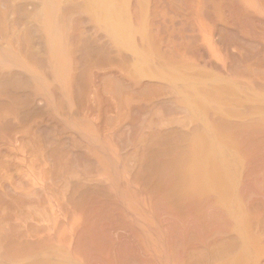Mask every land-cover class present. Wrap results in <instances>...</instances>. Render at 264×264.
I'll return each instance as SVG.
<instances>
[{
	"label": "bare ground",
	"instance_id": "bare-ground-1",
	"mask_svg": "<svg viewBox=\"0 0 264 264\" xmlns=\"http://www.w3.org/2000/svg\"><path fill=\"white\" fill-rule=\"evenodd\" d=\"M205 1L0 0V75L32 81L22 93L32 107L45 106L33 81L48 92L57 78L68 84L78 40L119 57L90 68L96 106L87 110L99 130L38 111L13 138L0 137V264L103 262L94 254L102 264H264V0H211L214 14ZM248 21L259 24L257 35L242 27ZM225 31L240 32L237 43ZM31 127H54V143L87 162L101 134H120L109 153L132 152L135 162L123 169L121 200L106 189L113 174L80 167L81 180L62 193L56 180L66 174L54 173ZM17 223L23 230L12 236Z\"/></svg>",
	"mask_w": 264,
	"mask_h": 264
},
{
	"label": "rangeland",
	"instance_id": "rangeland-1",
	"mask_svg": "<svg viewBox=\"0 0 264 264\" xmlns=\"http://www.w3.org/2000/svg\"><path fill=\"white\" fill-rule=\"evenodd\" d=\"M206 1H208V3H207V6H206V13H209V14H212L213 12H214V5L212 6V4H213V2L210 0H206ZM205 1V2H206ZM210 2H212V4L210 3ZM210 4V5H209ZM211 6V7H210ZM213 11V12H212ZM211 12V13H210ZM214 14V13H213ZM169 31H172V29H173V25L169 22ZM245 27L248 31H249V33L251 34L250 36H252V35H257L258 34V32L260 31V28H259V24H257L255 21H248V23H246V24H244V25H242V27ZM195 27V25L193 26V28ZM255 27H256V29H255ZM175 28V27H174ZM196 28V27H195ZM197 30V29H196ZM256 32V33H255ZM224 33V37L226 38V40H231L232 42H234V43H237V38H236V36H237V34L238 33H240V32H238V33H231V32H223ZM240 43H242V45H247V46H249L247 43H244V41L243 40H238ZM78 42H79V44L80 45H78V50H77V48H76V50H75V52H73V55H77V56H79L78 58L79 59H75V58H77V56L75 55V56H73V60H72V68H71V71H70V80H69V82H68V84L66 83L65 85L62 83V81H60L58 78L55 80V82L53 83V84H51L50 85V87L52 88V90H50L51 88H49V92H48V89L47 90H45V88H44V82L42 81V80H38L37 79V82H34L33 81V83L35 84V86L38 88L37 90V92L39 93V94H42L40 97L43 99V102H42V104H44L45 106H42L41 108H38V107H32V105L30 104V105H28V104H26V100H27V94H24V95H22V93L24 92V93H27V92H25V91H27V89H28V87H29V89L30 88H32L31 86H33V84H32V81H30V80H28V81H30V82H27V80H25L26 78H24V77H22V76H17L16 74H13V73H7L6 75L9 77H7L6 75L3 77V76H1L0 77V82H1V84H0V93H1V95H6V96H3V98H4V100L2 101V100H0V129H1V131L3 132H0V137L1 138H3V136H5V138H3L4 140H8V137H9V139H11V137L13 138V131H12V129L14 130H16L17 131V129L20 127L19 125H20V123H21V125L22 124H24V123H26L27 121V124H33L34 122H35V120L37 119V117L38 116H41V115H39V114H42L43 116L44 115H46L47 114V112L48 111H50V112H48L49 114V116L50 117H52L53 118V120L54 121H57L56 119H58V121L59 122H66L67 124H72V125H75V122H80V123H82V125L84 126V128H86V129H88V128H95L96 130H99V128H98V125H96L97 124V122L95 121L96 119H95V117L93 118V117H91V118H89V116H92V115H90L89 113V111H91V108L92 109H94L95 108V106H96V104H95V98H94V93L92 94V87H90L91 86V81H89V79L91 80V77H92V69H90V68H92V66H93V63L94 62H97V63H99V64H101V65H105V64H107V65H112V64H115V61L116 62H119V57L118 56H116L113 52H109V50H99L98 52H96V50L93 48V47H91V45H90V43H87L88 41H82V42H80L79 40H78ZM87 44V45H86ZM84 49V50H83ZM235 49V48H234ZM236 50V49H235ZM78 51V52H77ZM81 51V52H80ZM91 53H90V52ZM105 51V52H104ZM80 52V53H79ZM83 52V53H82ZM103 52V53H102ZM75 53V54H74ZM97 53V54H96ZM99 53V54H98ZM111 53H112V55H111ZM79 54H81V55H79ZM88 54V55H87ZM90 54V55H89ZM87 55V57H85ZM101 55V56H100ZM103 55V56H102ZM109 55V56H108ZM113 55H114V57H113ZM108 56V57H107ZM81 57H82V59H81ZM107 57V58H106ZM92 58V59H91ZM98 58H100V59H98ZM91 59V60H90ZM112 59V60H111ZM115 59H118V60H115ZM122 61H124L122 58H120ZM82 62H81V61ZM100 60V61H99ZM109 60H111V61H114V62H112V64H111V62L109 61ZM90 61V62H89ZM76 62H78L77 63V66H76ZM79 62H81V63H79ZM87 62V63H86ZM90 64H89V63ZM75 64V65H74ZM86 65H89V66H86ZM89 68V69H88ZM78 70V71H77ZM76 71V72H75ZM79 71H81L79 74H81V75H79L78 74V72ZM82 71H84L85 72V74H84V72H82ZM90 73H89V72ZM88 73V74H87ZM9 74V75H8ZM77 74L80 76H77ZM83 74V75H82ZM73 75H75V76H73ZM85 75H86V77H87V79H86V77H85ZM90 77H89V76ZM84 77V79L82 78V77ZM10 77H12V78H10ZM76 77V78H75ZM77 77L79 78V80L77 79ZM109 77V78H108ZM108 77H106L108 80H110V76H108ZM7 78V79H6ZM73 78V79H72ZM3 79V80H2ZM5 79V80H4ZM9 79H11V80H13L14 82H12V81H10ZM15 79H18V80H15ZM75 79V80H74ZM106 79V80H107ZM81 80V82L79 83V81ZM84 80H85V82H84ZM5 83H4V82ZM11 83H10V82ZM18 81V82H17ZM26 81V82H25ZM72 81V82H71ZM86 81H88V82H86ZM16 82V83H15ZM21 82L22 83H24V85H25V88L23 89V86H22V84H21ZM14 83V84H13ZM19 83V86L17 85ZM25 83H29L30 85H27L26 86V84ZM41 83V84H40ZM43 83V84H42ZM61 83V84H60ZM72 83H73V85H74V87H73V85H72ZM88 83H90V84H88ZM10 84V85H9ZM32 84V85H31ZM4 85V86H3ZM6 85V86H5ZM7 85H8V88H9V86H10V88L11 87H13V86H17V87H13V88H11L12 89V91L14 92H11V89L9 88V90H8V88H7ZM54 85V86H53ZM58 85V86H57ZM61 85V86H60ZM63 85V86H62ZM72 86V88L71 87H69V86ZM79 85V86H78ZM84 85V86H83ZM2 86V87H1ZM41 86V87H40ZM69 87V89H68V87ZM87 86V87H86ZM4 87V88H3ZM56 87V88H55ZM65 87V88H64ZM82 87H83V89H82ZM86 87V88H85ZM15 88V89H14ZM21 90H20V89ZM27 88V89H26ZM33 88H34V86H33ZM40 88H42V89H40ZM58 88V89H57ZM74 88H76V89H74ZM4 89V90H3ZM5 89H7V91H9L7 94H6V90ZM28 89V90H29ZM54 89V90H53ZM71 89V90H70ZM79 89H80V91H79ZM23 90V91H22ZM44 90V91H43ZM70 90V91H69ZM85 90V91H84ZM18 91H20L19 93H17ZM43 91V92H42ZM54 91H55V93H54ZM72 91H73V93H72ZM81 91H83V92H81ZM87 91H88V93H87ZM70 94H69V93ZM3 93V94H2ZM9 93H10V95L12 96V95H14V96H16L17 97V95H19L18 97H17V99L15 98V97H11L10 95H9ZM12 93V94H11ZM44 93V94H43ZM48 95H47V94ZM85 93H87V94H85ZM90 93V94H89ZM17 94V95H16ZM0 95V96H1ZM20 95H22L21 97H20ZM44 95V96H43ZM57 95V96H56ZM89 95H92L93 96V98H92V96H89ZM26 98H25V97ZM53 96V97H52ZM85 96V97H84ZM2 97V96H1ZM11 97V98H10ZM78 97V98H77ZM81 97V98H80ZM124 97H127V96H124ZM5 98H6V100H5ZM7 98H10V99H7ZM16 99V100H14V99ZM21 98V99H20ZM25 100H24V99ZM57 98V99H56ZM76 98V99H75ZM89 98V99H88ZM20 99V100H19ZM81 99V100H80ZM13 102H12V101ZM92 100H94V101H92ZM9 101H10V103H9ZM75 101V102H74ZM79 102V104H78V102ZM85 101H86V103H85ZM7 102V103H6ZM11 102H12V104H13V106L11 105ZM3 103V104H2ZM84 104V106L83 105H81V104ZM93 103H94V106H93ZM19 104H21V105H19ZM25 104V105H24ZM92 106H91V105ZM4 105V106H3ZM11 105V106H10ZM15 105H17V106H15ZM24 105V106H23ZM54 105V106H53ZM64 105H65V108H64ZM76 105V106H75ZM81 105V106H80ZM87 105V106H86ZM89 105V106H88ZM8 106V107H7ZM21 108H20V107ZM52 106H53V108H54V110H53V108H52ZM56 106L59 108V106H60V108L58 109V108H56ZM74 106H75V108H74ZM79 108H78V107ZM10 107H12V109L10 108ZM13 107H15V109L13 108ZM17 107V108H16ZM23 107V108H22ZM30 107H32L31 109H30ZM48 107H50V108H48ZM90 109H89V108ZM29 108V109H28ZM43 108V109H42ZM45 108V109H44ZM52 108V109H51ZM64 108V109H63ZM82 108V109H81ZM14 109V110H13ZM20 111V113H17V111L18 110ZM22 109H24V110H22ZM26 109H28L27 111H26ZM36 109V110H35ZM41 109V110H40ZM69 109H71V110H73V111H71L70 112V110ZM78 111H77V110ZM79 109L81 110V111H79ZM85 109L88 111V114H86L87 112L85 111ZM10 110H12V111H10ZM32 110V111H31ZM59 110V111H58ZM6 111V112H5ZM10 111V112H9ZM14 111V112H13ZM18 111V112H19ZM26 111V112H25ZM38 111H39V114H38ZM44 111L46 112L45 114H44ZM61 111V112H60ZM84 111V112H83ZM157 112V109H154V111L152 110L151 111V113H152V115H154V116H158V115H160V111L158 110V112ZM10 114H9V113ZM15 112H16V114H15ZM23 112V113H22ZM42 112V113H41ZM60 112V113H59ZM64 112V114H62ZM81 112V115L80 114H78V113H80ZM92 112V111H91ZM36 113L38 114V115H36ZM66 113H67V115H66ZM75 113H77V114H75ZM84 113L86 114V115H84ZM137 114L139 113V110L136 112ZM5 114H7V115H9V116H7V115H5ZM15 114V115H14ZM20 114H23L24 116H20ZM33 114H34V116H33ZM57 114V115H56ZM60 114V115H59ZM71 114V115H70ZM77 116H75V115ZM17 115V116H16ZM32 115V116H31ZM59 115V116H58ZM63 115L65 116V118L63 117ZM72 115L74 116V117H72ZM3 116V117H2ZM11 116H13V117H11ZM20 116V117H19ZM81 116V117H80ZM16 117H18V118H16ZM23 117V120H21V118ZM57 117V118H56ZM79 117V118H78ZM159 117V116H158ZM9 118V119H8ZM12 118H14V122H13V119ZM69 118H70V120H69ZM74 118V119H73ZM77 118V119H76ZM83 118V119H82ZM86 118H88V120L86 119ZM4 119V120H3ZM24 119H25V121H24ZM34 120V121H32V120ZM60 119V120H59ZM81 119H82V121H81ZM92 119V120H91ZM93 119H95V120H93ZM11 120V121H10ZM18 120H19V122H18ZM21 120V121H20ZM73 120V122H71ZM74 120H75V122H74ZM79 120V121H78ZM111 120H113V119H110L109 121L111 122V124H114V120H113V122L111 121ZM68 121H69V123H68ZM91 121L92 122H94V123H91ZM11 122V123H10ZM144 122H145V124H144ZM144 122H143V124L145 125V126H150L151 125V123L152 122H150V120L148 119V118H146L145 120H144ZM150 122V123H149ZM4 123V124H3ZM10 123V124H9ZM17 123H19V125H16ZM56 123V122H55ZM54 123V127H56V125L58 124V123H56L55 124ZM74 123V124H73ZM84 123H85V125H84ZM96 123V124H95ZM147 123V124H146ZM162 123H164V122H162ZM9 124V125H8ZM87 124H89V127H87L88 125ZM94 124V125H93ZM2 125V126H1ZM6 125V126H5ZM13 125V127H11ZM15 126H17V127H15ZM92 126V127H91ZM6 128V130H5V128ZM54 127L53 128H48V129H42V130H38V131H34V127H31V129H32V131H33V133L32 134H34L35 136L36 135H38L39 137H40V139L42 140L41 142L43 143V145L45 146V147H47V151L49 152V154H48V152H47V154L49 155V158L50 159H52L53 158V160H54V162H52V164L54 165V167H56V168H54L55 170H54V173H56L57 174V176L59 177L60 175H61V173L62 174H66L65 175V177H63L62 175H61V179H59V178H57V176L55 177V178H57V179H59V181L58 180H56L57 181V183H59L60 184V186H59V189L61 190V192L62 193H67V191H68V186H69V183H70V181L72 180V179H78V180H81V177L79 176L80 174V172H78V171H80L79 169H78V167H80L81 169H82V171H83V173H91V172H108V174H113V175H109V179H110V183H109V185H108V187L106 188L107 189V191H113L115 194H116V196L115 195H113L114 196V198H121V195H122V192H123V187H124V178H123V169H124V167L125 168H130L131 169V167L132 166H134V164H135V162H134V159H133V153L131 152L130 154H126V155H124L122 158L121 157H119V159L115 156V154H111V153H109V151L111 150L110 149V147L113 145V144H115L117 141H119L120 140V138H121V135L120 134H117L115 137L113 136V135H111V136H106L105 134H101V137H100V139H99V141H98V145H99V147L98 148H96V149H99L100 150V153L99 154H97V155H94L93 156V159L91 160V161H89V162H87V161H83L81 158H80V156H78L77 154H75V153H71V152H69V150L67 149V151H65V148H67L66 146H65V148L63 149V146H64V143H60V145H61V149H59V147L57 146V145H59L58 144V142L59 141H56V143H54L55 142V140H54V137H53V135L55 134V131H54ZM97 127V128H96ZM3 128V129H2ZM86 129H84V131H86ZM8 130H9V132H8ZM11 130V131H10ZM14 130V133L16 132ZM44 130V131H43ZM48 130V131H47ZM4 131H5V133H4ZM83 131V133H82V135L81 136H83L84 138H85V136H86V133ZM35 132V133H34ZM44 132V133H43ZM51 132V133H50ZM86 132H90V131H86ZM42 133V134H41ZM47 133V134H46ZM5 134V135H4ZM9 135V136H8ZM41 135V136H40ZM44 135V136H43ZM8 136V137H7ZM50 136V137H49ZM118 136V137H117ZM48 137V138H47ZM51 137H52V139H51ZM114 137V138H113ZM49 138H50V140H49ZM76 139V138H75ZM75 139H70V142L72 141V143H73V141H74V143H76L77 142V144H80V143H78L79 142V140L78 139H76V141H75ZM86 140H88L89 141V144H94L93 143V141L90 139V137L88 136V137H86L85 138ZM105 139V140H104ZM115 139V140H114ZM44 140V141H43ZM48 140V141H47ZM53 140V141H52ZM52 143H51V142ZM48 143V144H47ZM50 143V144H49ZM54 143V146H50V145H52ZM100 143H101V145H100ZM109 143V144H108ZM47 144V145H46ZM56 144V145H55ZM104 144V145H103ZM49 145V146H48ZM103 147L104 148V151H102V149H100V147ZM44 147V148H45ZM49 147H50V149H49ZM58 147V148H57ZM51 148H53V149H51ZM46 149V148H45ZM55 149V150H54ZM95 149V150H96ZM50 150V151H49ZM60 150V151H59ZM62 150V151H61ZM64 150V151H63ZM56 151V152H55ZM57 151H59L58 153H59V155H58V153H57ZM52 153V155H51V153ZM67 152V153H66ZM68 152L70 153V154H72V156H70L69 154H68ZM55 153H57V155H56V157H55ZM62 153H64V156H63V154ZM107 154V155H106ZM54 155V156H53ZM61 155V156H60ZM66 155H69L71 158H69V156H66ZM57 156H58V159H57ZM65 157L66 159H68L69 158V161H67V162H65V159L63 158V157ZM76 156V157H75ZM106 156V157H105ZM54 157H55V159H54ZM60 157H62L61 159H62V162H61V160H60ZM68 157V158H67ZM75 157V158H74ZM77 158H80V160L79 159H77ZM64 159V160H63ZM77 159V160H76ZM109 159V160H108ZM126 159V160H125ZM52 160V161H53ZM57 161H60V162H57ZM64 161V162H63ZM76 161H77V163H76ZM57 162V163H56ZM69 162V163H68ZM101 162V163H100ZM58 163H60L59 165H58ZM65 163V164H64ZM66 163H68V165L66 164ZM79 163H80V165H79ZM133 163V165H131ZM55 164H56V166H55ZM61 164H62V166L63 165H65L64 167L66 168V170H67V168H68V170H67V173L64 171V169L65 168H63V170H61L60 171V169H62L61 168ZM75 164H76V166H75ZM78 164V165H77ZM85 164V165H84ZM103 164V165H102ZM84 165V166H83ZM58 166V167H57ZM77 167V168H76ZM84 167V168H83ZM60 168V169H59ZM87 168V169H86ZM60 171V172H59ZM77 171V172H76ZM64 172V173H63ZM55 175V174H54ZM68 175V176H67ZM65 179V180H62L63 178ZM114 177V178H113ZM66 178H67V180H66ZM118 179V180H117ZM62 180V181H61ZM102 181V180H101ZM62 182V183H61ZM103 182V181H102ZM113 184H115L114 186H113ZM112 186V187H111ZM116 186V187H115ZM118 186V187H117ZM115 187V188H114ZM113 192H112V194H113ZM1 195L3 194V193H0ZM4 195V194H3ZM2 195V196H3ZM121 200V199H120ZM31 209V208H30ZM29 209V211L32 213V211ZM33 210V213H34V211H35V213L34 214H36L37 212H36V210L35 209H32ZM0 211H2L3 212V209H1ZM2 212H0V213H2ZM4 213V212H3ZM0 214V216L1 217H3L4 216V214ZM262 221H264V219L262 220ZM3 223L4 221L2 220V221H0V223ZM0 224L1 226L3 225V224ZM6 223V222H5ZM4 223V227H6V224ZM262 224V223H261ZM17 227H15V230H13V234H12V236H18V235H20V233H19V230L21 229V226L17 223ZM262 225H264V223L262 224ZM261 225V226H262ZM4 227H0L1 229H0V232H1V234H2V232H3V230H4ZM264 228V227H263ZM2 230V231H1ZM23 229H21L20 231H22ZM263 231H264V229H262ZM0 234V235H1ZM0 237H2V236H0ZM103 241H104V239H103ZM94 257H92V259L91 260H93V258L97 261L98 259H102L103 260V262H106L105 261V259H104V256L102 255V257H100V256H96V254H94L93 255ZM95 257H99V258H95ZM91 260H90V262H91ZM94 261V260H93ZM92 261V262H93ZM95 261V263H98V262H96ZM102 261H99V263L100 264H102L103 263Z\"/></svg>",
	"mask_w": 264,
	"mask_h": 264
}]
</instances>
